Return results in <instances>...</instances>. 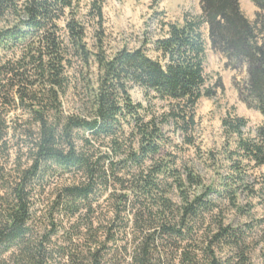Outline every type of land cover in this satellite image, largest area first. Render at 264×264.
<instances>
[{
	"label": "trees",
	"instance_id": "1",
	"mask_svg": "<svg viewBox=\"0 0 264 264\" xmlns=\"http://www.w3.org/2000/svg\"><path fill=\"white\" fill-rule=\"evenodd\" d=\"M251 1L253 21L240 0H199L198 16L167 23L151 42L154 58L142 47L105 52L102 0L84 14L95 48L78 0H0V157L21 153L11 170L0 162V264H254L243 230L214 218L216 230L200 234L215 187L165 157L161 128L172 121L188 132L199 99L214 95L203 27L226 65L244 68L239 99L264 118V0ZM134 87L165 101L166 113L149 116ZM221 123L234 137L227 159L264 166V122L251 137L243 117ZM231 170L219 197L233 203L245 173L237 162ZM54 178L64 181L39 203Z\"/></svg>",
	"mask_w": 264,
	"mask_h": 264
},
{
	"label": "rangeland",
	"instance_id": "2",
	"mask_svg": "<svg viewBox=\"0 0 264 264\" xmlns=\"http://www.w3.org/2000/svg\"><path fill=\"white\" fill-rule=\"evenodd\" d=\"M90 1L78 0L79 12L87 26L86 42L90 48H95L96 24L84 15ZM240 8L249 20H254L257 7L251 0H240ZM102 12V40L107 54H112L123 47L130 50L142 47L149 56L155 58L158 53L153 49L151 42L165 34L166 24H180L185 14L191 17L198 16L201 9L199 0H102ZM202 32L206 40L204 71L207 85L213 88L214 95L199 99L195 108L194 126L188 132H181L172 121L162 123L163 134L169 140L163 154L174 160L179 169L189 166L202 177L205 185L215 187L216 191L210 198L215 200L217 207L210 218L206 217L200 234L216 230L215 223L210 222L214 218H220L224 224L244 231V242L252 252V262L264 264V166H256L253 162L233 155L231 160L227 159L228 150L233 151L235 143L233 136L227 138L221 123L222 118L229 114L243 117L247 121L243 136L251 137L255 129L264 122V118L258 110L248 108L239 99L238 88L245 84L247 78L244 68L233 70L228 67L226 59L210 48L206 27H203ZM130 93L134 101L146 106L149 116L160 118L166 113L165 101L156 99L149 101L137 87ZM9 152L6 159L3 155L0 157V162L6 169L11 170L21 153L15 148ZM233 162L239 163L240 170L245 174L243 181L236 184L237 191L232 203L226 194L219 197V193L224 192L223 188L233 184L229 180V176L233 174L231 170ZM64 178L60 181L57 178L48 181L45 192L37 201L46 203L47 189L53 188L56 182L64 181ZM173 199L178 200L176 196H173ZM105 204L102 212L107 214L108 205ZM130 237L131 235L128 237L129 242ZM217 253L219 256H225L228 249L222 247Z\"/></svg>",
	"mask_w": 264,
	"mask_h": 264
}]
</instances>
